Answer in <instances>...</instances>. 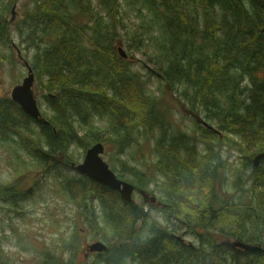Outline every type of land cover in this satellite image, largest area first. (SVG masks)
Returning a JSON list of instances; mask_svg holds the SVG:
<instances>
[{
	"label": "trees",
	"instance_id": "obj_1",
	"mask_svg": "<svg viewBox=\"0 0 264 264\" xmlns=\"http://www.w3.org/2000/svg\"><path fill=\"white\" fill-rule=\"evenodd\" d=\"M29 3L31 18L21 21L27 33L20 24L17 32L34 48L26 61L45 90L41 115L47 122L0 95V139L16 134L35 162L47 164L63 154L70 165L78 162L76 148L84 154L102 142L124 154L151 137V177H163L164 213L162 224L149 218L152 204L124 201L84 175L65 176L63 191L92 237L108 235L107 249L89 252L87 244L83 252L81 229L75 228L59 236L60 253L44 249L36 264H264V202H217L215 182L226 148L241 159L238 178L250 169L255 195L264 191V0H96L97 9L91 0ZM11 4L16 0H0V39L9 45L14 42L5 16L10 11L11 23L18 15L15 10L11 20ZM120 46L127 57L120 56ZM133 47L153 65L142 63L141 75L132 69ZM141 76L157 77L158 96ZM166 91L207 126L193 119L191 132L176 127L162 99ZM32 123L35 136L21 130L30 131ZM120 167V179L149 188L150 176L138 166L123 159ZM15 186L0 185V203L20 207L26 191ZM98 213L107 227L97 226ZM179 231L195 241L178 240ZM235 240L261 249L243 250Z\"/></svg>",
	"mask_w": 264,
	"mask_h": 264
},
{
	"label": "rangeland",
	"instance_id": "obj_2",
	"mask_svg": "<svg viewBox=\"0 0 264 264\" xmlns=\"http://www.w3.org/2000/svg\"><path fill=\"white\" fill-rule=\"evenodd\" d=\"M91 2L92 5L96 4V0H91ZM29 8H32L29 0H16L15 10L18 15L14 21L11 23L7 21L10 11L5 16V25L10 30V39L14 43L9 45L8 42L0 39V95L2 97L10 98L12 87L20 83L26 76L27 69L23 59L29 62L34 52L33 47L27 48V43L21 42V37L17 32V25L20 24L23 27V36L27 33V28L22 25L21 21L25 17L30 20L31 15L27 10ZM131 15L133 16V14ZM81 18L83 20L88 19L87 15H82ZM121 42L123 44V39ZM123 47L125 48L124 45ZM132 49L135 50V47ZM17 51H19L21 58L18 56ZM135 56L134 59L130 58L133 63L132 69L139 72L140 75L141 72H144L141 66L142 63L147 69L153 66L152 63L147 61L146 56L141 54V51L135 50ZM141 79L145 82L147 91L154 92L158 96L160 83L157 77L151 76L150 80H146L141 76ZM32 89L42 112L47 108L42 95L45 90H41L42 88L38 87L35 81ZM49 96L54 97L55 94L49 93ZM162 99L168 105L167 109L172 123L180 130L191 132L194 129L193 119L202 120L199 115L189 111L182 100L176 99V96L168 91L162 93ZM200 122H202V126H207L206 121ZM21 130L31 136H35L38 131L36 123L31 124L30 131ZM146 139V145L142 144L137 151H135V148L129 149L124 154L118 153L113 147L110 148L105 145L101 157L117 175H119L121 168L120 161H123V159L138 166L145 174L150 176L148 178L151 184L145 191L155 195L159 200V197H163L159 191V184L162 182L163 177L158 174L151 177L153 171L151 163L155 159V155L151 150L152 138L147 137ZM198 149L200 152H204L201 145L198 146ZM74 150V154L79 155L78 162H80L83 158L82 150L78 148ZM237 166L243 168L238 153L232 151L228 154L225 148L222 153L221 171H218L215 180L216 183L218 182V190L216 189L217 202H249V198L252 202H264V191H261V194L257 196L255 195L257 192L252 186L251 170H241L239 172L241 177L238 178ZM232 172L235 173L236 177ZM78 174L72 166L65 163L63 154H58L52 162L42 164L31 158L21 144L18 135L13 134L6 140L0 139V185L17 184V187H15L19 191H26V197L19 201L22 202L19 208H12L7 204L0 203V264H36L39 258L44 256V249L47 251L56 250V254H58L63 248L59 236L67 237L75 228L81 229L80 238L83 242V252L85 251V245L94 240L106 242L107 234L104 239L97 233V239L92 237L90 233L92 231L87 228L88 223L83 220V217L79 214V209L74 206V201L69 199L67 193L61 187V182H64L65 176ZM240 180L241 182L238 184ZM235 182L236 185H234ZM133 199L139 204L143 202L137 192H134ZM93 202L97 203L95 198ZM159 202L160 205L149 209V218L163 224L164 213L160 209L162 206L161 201L159 200ZM96 221L97 226H106L99 213ZM176 234V236L183 238L184 243L195 241L192 236L183 234L181 231Z\"/></svg>",
	"mask_w": 264,
	"mask_h": 264
},
{
	"label": "water",
	"instance_id": "obj_3",
	"mask_svg": "<svg viewBox=\"0 0 264 264\" xmlns=\"http://www.w3.org/2000/svg\"><path fill=\"white\" fill-rule=\"evenodd\" d=\"M15 14V4H13L11 7V20H13ZM17 52L19 54V51ZM118 52L121 57H127L126 52L121 46L118 48ZM24 64L27 68V74L20 83L12 87L10 91V97L20 106L22 111L29 115L32 119L46 123L47 120L41 115L32 89L34 83V73L26 60L24 61ZM104 149V143L96 142L85 150L81 162L78 164L72 163L71 165L74 166V168L79 173L87 176L99 184L108 187L111 190H116L122 200L129 202L132 200V192L135 186L126 180L118 178L116 174L109 168L107 162H105L101 157ZM262 156L263 153H259L252 159L254 167L258 166ZM140 193L146 194L143 190H140ZM155 199L156 198L154 195L149 196L150 202L154 203ZM176 238L178 240L182 239L180 236H176ZM232 244L247 251L261 249L259 245L244 243L237 240L233 241ZM106 249L107 245L101 241H93L87 245V251L89 252H103Z\"/></svg>",
	"mask_w": 264,
	"mask_h": 264
},
{
	"label": "flooded vegetation",
	"instance_id": "obj_4",
	"mask_svg": "<svg viewBox=\"0 0 264 264\" xmlns=\"http://www.w3.org/2000/svg\"><path fill=\"white\" fill-rule=\"evenodd\" d=\"M82 176H83V175H82ZM84 176H85V175H84ZM86 177H87V176H86ZM134 192L139 193L140 198L142 199L143 202H146V203L150 202V201H149V198H148V194H151L150 192H147V194H141L140 191H139V189H135V190L133 191V194H134ZM133 200H134V199H133ZM136 203H138V202H136ZM93 254H95V253H89V252H86L84 255H85V256H88V255L92 256Z\"/></svg>",
	"mask_w": 264,
	"mask_h": 264
}]
</instances>
